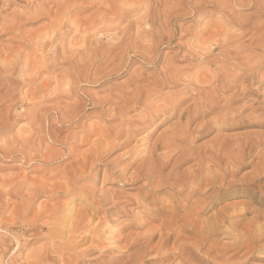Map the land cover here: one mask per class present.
I'll use <instances>...</instances> for the list:
<instances>
[{
    "label": "rangeland",
    "instance_id": "374dc122",
    "mask_svg": "<svg viewBox=\"0 0 264 264\" xmlns=\"http://www.w3.org/2000/svg\"><path fill=\"white\" fill-rule=\"evenodd\" d=\"M242 2L0 0V262H14L19 253L21 236L29 231L20 227L22 219L33 221V240L43 241L40 228L43 232L47 228L37 224L42 210L51 207L62 195L59 190L82 171L92 174L100 169L97 203L104 206L100 195L111 200L108 204L112 212L129 214L122 219H130L139 211L137 195L150 194L143 205L153 194L151 202L157 205L163 199L165 204L170 201L172 194L168 193L181 182L180 175L172 170L173 160L159 172V178L170 174L165 182L162 180L164 183L161 179L157 182L163 187L155 183L159 188L154 185V189L159 190L153 192V185L150 188L142 176L146 170L137 168L141 160L136 158L129 167L133 157L126 153L152 120L155 123L148 135L153 148V144L162 145L176 137V128L187 119L189 107L193 111L198 105L238 111L246 102L259 98L254 91L260 75L258 56L249 61L244 73L231 75L226 81L212 79L218 64L238 56L241 41L235 38L233 29L249 36L255 31L246 17L251 11L258 18L259 4L248 9ZM241 48L242 59L252 45L244 39ZM195 81H199V91L185 97L190 103L169 119V107L165 110L161 101L166 94ZM254 124L259 121H248L247 127L233 125L230 131L200 143L209 152L217 149L223 156L235 151L237 143L243 148L249 137L264 132ZM26 141L30 143H26V149L32 152L23 147ZM8 145L12 149L17 146L16 151H9ZM157 153L161 154L160 150ZM175 177H179V183ZM170 180L175 181L172 187L168 182L171 190L167 185ZM233 203L226 200L213 211L221 214V208ZM85 212L92 215L89 209ZM102 215L114 223L107 211ZM88 239L93 246L85 248L82 258L97 264H108L116 258L114 249ZM172 242L164 249L171 248ZM150 255L155 257V253Z\"/></svg>",
    "mask_w": 264,
    "mask_h": 264
},
{
    "label": "clouds",
    "instance_id": "9594fccd",
    "mask_svg": "<svg viewBox=\"0 0 264 264\" xmlns=\"http://www.w3.org/2000/svg\"><path fill=\"white\" fill-rule=\"evenodd\" d=\"M257 3L259 17H254L251 11L246 17L247 23L255 28L253 34L249 36L233 29L241 45L247 39L251 50L244 51L241 59L239 53L243 49L237 45V58L218 64L212 79L226 81L231 75L242 74L249 61L258 56L260 75L254 91L259 98L246 102L238 111L226 107L216 111L202 105L195 111L188 108L187 119L181 120L176 128L179 144L170 152L169 164L177 161L175 174L181 177L179 187L173 186L170 201L159 205L152 202L151 207L140 206L142 201L136 197L139 211L130 219H122L129 214L112 212L102 195L99 199L104 206L97 203L100 169L92 174L81 172L59 190L62 195L51 207L42 210L37 222L47 228V232L40 228L42 242L33 240L32 233L36 231L31 227L33 221L21 220L20 227L29 231L22 234L23 244H18L20 251L14 262L8 264H97L82 258L85 248L93 246L88 238L114 249L116 256L127 253L126 260L112 259L108 264H264V132L249 137L243 148L237 143L235 151L223 156L217 149L209 152L208 147L200 143L230 131L233 125L247 127L248 121H259L252 126L264 128V0H243L242 7L254 9ZM198 83L195 81L176 93L166 94L161 103L169 107V119H174L175 113L190 103L185 97L195 96L199 91ZM152 123L155 120L142 129L145 134L139 136L126 155L133 157L129 167L139 158L142 163H151L159 175L156 150L151 147L148 135ZM160 179L167 177L160 176ZM226 200L235 203L225 205L221 214L213 211ZM85 209L91 210L90 217ZM105 211L114 223L105 219L102 215ZM157 232L162 238L165 234L175 237L167 251L153 243ZM154 248L155 257L171 253L173 258L156 259L150 255Z\"/></svg>",
    "mask_w": 264,
    "mask_h": 264
},
{
    "label": "bare ground",
    "instance_id": "6f19581e",
    "mask_svg": "<svg viewBox=\"0 0 264 264\" xmlns=\"http://www.w3.org/2000/svg\"><path fill=\"white\" fill-rule=\"evenodd\" d=\"M143 49V48H142ZM22 55V54H21ZM183 75V74H182ZM178 78V77H177ZM149 90V89H148ZM150 91V90H149ZM152 91H150V93H151ZM152 95V94H151ZM142 97V96H141ZM145 98H147L146 97V95H145ZM146 100V99H145ZM135 102V101H134ZM146 102V101H145ZM147 102H148V100H147ZM196 106V105H195ZM165 110H167L166 109V106H165ZM162 112L164 113V111L162 110ZM148 114H149V112H147ZM151 115V114H150ZM152 115H153V113H152ZM143 116V115H142ZM146 116V115H145ZM149 116V115H148ZM145 117H143V119H144ZM151 118V117H150ZM150 118H147V120L149 119L150 120ZM146 119V118H145ZM144 119V120H145ZM141 121H142V119H140ZM6 121V120H5ZM143 122V121H142ZM141 122V123H142ZM144 123H145V121H144ZM4 124H6L5 122H3V124L2 125H4ZM143 124V123H142ZM6 126V125H5ZM8 126V125H7ZM4 127V126H3ZM1 128V127H0ZM2 129V128H1ZM4 130V129H3ZM6 130H7V128H6ZM31 132V131H30ZM26 133V132H25ZM25 135V134H24ZM117 135V134H116ZM126 135V134H125ZM129 135H130V133H129ZM129 135H127V136H129ZM131 136V135H130ZM19 137V136H18ZM175 137V136H174ZM130 138V137H129ZM179 141H180V137L178 136V135H176V137L175 138H173V137H171V139L170 140H168V142H166V143H164V144H160V145H154L153 144V148L157 151V150H160V153L162 152V150H164L165 152L164 153H161V154H158V155H156L157 156V160H156V167H158V169H159V172L162 170H164V168L166 167V166H168L169 165V160L170 159H172V157L170 156V152H171V150L173 149V148H175L178 144H179ZM8 142V141H7ZM15 142V141H14ZM165 142V141H164ZM16 143V142H15ZM26 143H29L28 141H26L25 143H24V148H25V150H27L26 152H28V150L30 149L29 147H32L31 145L30 146H28L27 148H29V149H26V147H25V145H27ZM11 144H12V142H11ZM10 144V146H13V145H11ZM30 144V143H29ZM28 144V145H29ZM22 145H23V143H22ZM21 145V146H22ZM9 145H8V147L9 148H11V149H9L8 147V149H9V151H14L15 150V148L17 147H13V149H12V147H10ZM23 148V149H24ZM31 150H33V148L31 149ZM8 151V152H9ZM16 151V150H15ZM18 151H20V150H18ZM30 151V150H29ZM22 152V154L24 155V151H21ZM30 152H32V151H30ZM29 152V155L31 154ZM90 153H88V155H89ZM93 154H96V153H94L93 152ZM91 155V154H90ZM27 156H28V154H27ZM26 156V154H25V157H27ZM87 156V155H86ZM85 156V157H86ZM92 156V155H91ZM25 157H23L24 159H25ZM30 157H31V155H30ZM84 157V158H85ZM32 158V157H31ZM30 158V159H31ZM84 158L82 159V160H84ZM89 158L91 159V158H95V157H90L89 156ZM89 160H87V162H88ZM90 162V161H89ZM81 163V162H80ZM80 163H78V164H80ZM77 164V165H78ZM82 164V163H81ZM80 164V165H81ZM85 164V163H84ZM84 164H82V165H84ZM87 164V163H86ZM75 165V164H74ZM81 165V166H82ZM176 165H177V161H174L173 160V166H171V167H173L172 168V170H175V167H176ZM79 166V165H78ZM86 166V165H85ZM85 166H82V167H84L85 168ZM79 168H81V167H79ZM78 168V169H79ZM137 168L138 169H141V168H143L144 170H146V172L145 173H143V177H145L148 181H149V185H150V188H151V185H153L152 186V188L153 189H151V191H153L154 192V190L156 191V190H159V189H154V185H155V183L156 184H158L159 183V180H160V178H159V175L157 174V172L155 171V169H154V167H153V165L151 164V163H149V162H147V161H145V162H141L140 163V165H139V167L137 166ZM137 168H136V170H137ZM167 168V167H166ZM83 169V168H82ZM126 170V169H125ZM124 170V171H125ZM74 171V170H73ZM83 172V171H82ZM134 172H136V173H134V174H137L136 175V177H139V172L138 171H134ZM170 172H171V169H170ZM81 173V172H80ZM79 173V174H80ZM74 174V173H73ZM78 174V173H77ZM124 174V173H123ZM142 174V173H141ZM170 175V174H169ZM169 175L167 174V178L169 177ZM171 175H172V172H171ZM178 175V174H177ZM74 176L75 175H73V178H74ZM162 176H164V175H162ZM175 176V175H174ZM179 176V175H178ZM56 177V176H55ZM71 177H72V175H71ZM165 177V176H164ZM172 180H173V178L172 177H170ZM177 180L176 181H178V179H179V177L177 178V177H175ZM174 178V179H175ZM62 179H63V177H62ZM71 179V178H70ZM69 179V180H70ZM72 180V179H71ZM70 180V181H71ZM152 180V181H151ZM180 180H181V177H180ZM162 181V180H161ZM164 181V180H163ZM161 182V183H164V182ZM158 182V183H157ZM168 182H170V184H171V187H172V184H173V182H175V181H173V182H171V180L170 181H167V185L169 186V184H168ZM154 183V184H153ZM177 183H179V181L177 182ZM176 183V184H177ZM31 184V183H30ZM67 185V184H66ZM148 185V186H149ZM159 185V184H158ZM166 183L164 184V187H165V189H166ZM174 185V184H173ZM178 185V184H177ZM28 186H30V185H28ZM160 186V188H161V186L163 187V185H159ZM168 186H167V188H168ZM155 187L156 188H159V187H157L156 185H155ZM171 187L169 186V188H170V190H171ZM176 187V186H175ZM177 187H179V186H177ZM31 188V187H30ZM46 188V187H45ZM146 189H147V186L145 187ZM144 188V189H145ZM150 188H149V190H150ZM164 189V190H165ZM28 190H30L29 188H28ZM47 191V190H46ZM163 191V190H162ZM146 192H148V191H146ZM152 192V193H153ZM159 192V191H158ZM161 192V191H160ZM164 192V191H163ZM166 192V191H165ZM168 192H170V191H168ZM167 192V193H168ZM173 192V191H172ZM152 193H151V195H152ZM157 193V192H156ZM155 193V194H156ZM18 194V193H17ZM16 194V195H17ZM142 194V193H141ZM145 194V193H144ZM146 194H148V193H146ZM163 194H165V193H163ZM172 193H168V195H171ZM150 195V194H149ZM149 195H146V196H139V198H140V200L141 201H145V200H147V199H149ZM154 195V194H153ZM153 195L151 196L152 197V199H153ZM27 196V195H26ZM29 196V195H28ZM138 196V195H137ZM137 196H135V197H137ZM160 196H162V195H160ZM164 196V195H163ZM166 197H170V196H167V194H166ZM13 199V198H12ZM152 199H150V202H151V200ZM163 199V198H162ZM161 199V200H162ZM156 200V199H155ZM160 200V201H161ZM164 200L165 199H163V202H164ZM167 200V199H166ZM109 201H111V200H109ZM109 201H107V202H109ZM157 201H158V198H157ZM31 202V201H30ZM136 202H137V199H136ZM149 202V203H150ZM156 202V201H155ZM167 202V201H166ZM110 203H112V202H110ZM146 203V202H145ZM148 203V202H147ZM148 203V204H149ZM152 203V202H151ZM150 203V204H151ZM147 204V205H148ZM149 204V205H150ZM159 204V203H158ZM27 205V204H26ZM142 205H143V203H142ZM137 206V205H136ZM151 206V205H150ZM138 208H139V206H138ZM12 209V208H11ZM26 210H27V212H28V209L27 208H25ZM24 209V210H25ZM137 209V208H136ZM222 209V208H221ZM29 210H31V209H29ZM220 210V209H219ZM138 211V210H137ZM133 212V211H132ZM134 214V213H133ZM217 214H219V213H217ZM15 215V214H14ZM131 215V214H130ZM9 216V215H8ZM107 218V217H106ZM1 219V218H0ZM4 220V219H3ZM2 221V220H1ZM203 223V222H202ZM156 238H158V241H157V243L156 244H158L159 245V247L162 249V250H168V249H164V248H167L166 246L167 245H170L171 243V241L173 240V242H174V240H175V237L174 236H171L170 234H165L164 236H163V238L161 237V234L159 233V232H157L155 235H154V237H153V243H154V241L156 240ZM155 244V243H154ZM173 246V243H172V245H171V247ZM152 253H155V248L153 249V252ZM152 253H150V254H152ZM151 256H153V255H151ZM128 258V256H127V253H123V254H121L120 256H116V258L115 259H121V260H126ZM156 259H164V260H169V259H172L173 258V256H172V254L170 253L168 256H164V257H155Z\"/></svg>",
    "mask_w": 264,
    "mask_h": 264
}]
</instances>
